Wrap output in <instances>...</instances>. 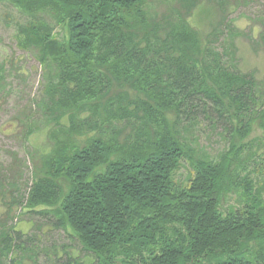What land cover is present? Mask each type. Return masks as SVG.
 I'll use <instances>...</instances> for the list:
<instances>
[{
  "label": "trees",
  "instance_id": "trees-1",
  "mask_svg": "<svg viewBox=\"0 0 264 264\" xmlns=\"http://www.w3.org/2000/svg\"><path fill=\"white\" fill-rule=\"evenodd\" d=\"M1 1L30 17L17 47L44 69L52 145L31 155L24 193L20 169L0 174V264H40L39 238L8 226L18 210L80 246L54 248L52 264H264V180L246 142L264 131V80L237 60L241 37L264 54V14L251 37L232 18L248 0ZM202 8L207 33L192 22ZM5 80L2 66L0 97ZM199 122L223 129L216 159L192 137Z\"/></svg>",
  "mask_w": 264,
  "mask_h": 264
},
{
  "label": "rangeland",
  "instance_id": "rangeland-1",
  "mask_svg": "<svg viewBox=\"0 0 264 264\" xmlns=\"http://www.w3.org/2000/svg\"><path fill=\"white\" fill-rule=\"evenodd\" d=\"M201 7L208 8V1L202 0ZM158 11H163L162 4H156ZM202 8L193 18L192 22L200 29L209 31L210 25H205L207 11ZM264 14V0H248L247 5L232 15L236 19L239 28L247 36L251 34L253 20ZM215 16V14L213 15ZM29 16L23 14L10 3L0 0V67L6 69L5 91L0 97V170L1 177L8 182L11 173L21 170V178L16 177V182L24 193L32 184L33 163L31 155L36 152H49L52 141L49 137L47 116L44 114L43 105L47 98L45 95L44 69L36 58L30 53H25L17 47L18 25L29 20ZM205 18V19H204ZM196 25V26H197ZM204 28V29H203ZM56 32H61L56 27ZM257 35V30L254 36ZM60 38L62 36L60 35ZM219 46L221 43H215ZM238 68L243 73L254 71L258 79L264 80V54L255 53L248 38L241 37L237 40ZM32 131V133H29ZM192 137L197 139L200 148L205 154L216 159L221 152L227 149L228 143L223 134V129L212 127L209 123H201L190 130ZM189 138V134L187 135ZM194 141V139H192ZM258 153V167L253 176L259 181L264 180V131L256 127L246 140ZM255 167V166H254ZM190 167L187 161H182L176 174V178L182 184L186 183L190 176ZM17 176V175H16ZM5 183V187L9 189ZM234 196L231 204L236 202ZM5 209L0 205V214ZM8 226L20 229L25 233L35 234L40 241V264H52L51 256H47L54 248L61 245H71L74 252H79L78 244H71L62 231L54 230L49 226V221L23 210L15 211ZM39 228L41 229L38 232ZM31 264V263H29Z\"/></svg>",
  "mask_w": 264,
  "mask_h": 264
}]
</instances>
